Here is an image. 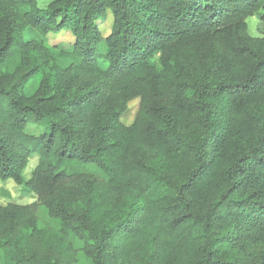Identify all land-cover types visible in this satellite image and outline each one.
<instances>
[{"label": "trees", "instance_id": "1", "mask_svg": "<svg viewBox=\"0 0 264 264\" xmlns=\"http://www.w3.org/2000/svg\"><path fill=\"white\" fill-rule=\"evenodd\" d=\"M9 181L0 264H264V0H0Z\"/></svg>", "mask_w": 264, "mask_h": 264}, {"label": "rangeland", "instance_id": "2", "mask_svg": "<svg viewBox=\"0 0 264 264\" xmlns=\"http://www.w3.org/2000/svg\"><path fill=\"white\" fill-rule=\"evenodd\" d=\"M37 1H38L39 7L41 9H44L50 3L51 0H37ZM112 21H113V17L111 15V13H107L105 19L99 25V28H100V31H101L103 37H106L109 35V33L111 31V27H112ZM247 24H248V32L252 37H260L261 36V31H260L259 24H258V21L256 18H249L247 20ZM24 37L26 39H34V38L39 39L38 35L33 30H29V31L25 32ZM72 41H73L72 34L68 31L60 32V33L54 34V35L50 34L47 36V42H48L49 46H53V45H57V44H62V45L71 44ZM137 107H138L137 101H134V102L129 104L128 111L121 117V122L123 124L129 125L132 123L134 115L137 111ZM36 161H37L36 157H34L30 161V163H29V165L25 171V176L27 178L29 177L30 171L36 165ZM57 167L65 170L66 172H68L70 174L90 173V174H94V175L98 176L101 179L105 178V176L100 171L94 169L93 167H83L82 165H80L78 163H70V164H59L58 163ZM3 188L10 192L11 196L15 198L14 201L17 203L28 204V203L34 202V199H19V198H17L18 197V195H17L18 187L15 186L12 181H9L5 184L0 183V205H4L8 201L1 194V189H3ZM38 217H39L40 223L46 224L48 222V217L46 215V211L43 208H39ZM73 241H75V240L73 239ZM75 264H91V263L83 254H80L77 256V261Z\"/></svg>", "mask_w": 264, "mask_h": 264}]
</instances>
